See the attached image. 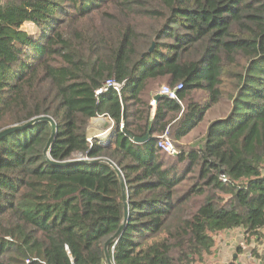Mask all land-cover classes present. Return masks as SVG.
<instances>
[{
  "label": "trees",
  "instance_id": "trees-1",
  "mask_svg": "<svg viewBox=\"0 0 264 264\" xmlns=\"http://www.w3.org/2000/svg\"><path fill=\"white\" fill-rule=\"evenodd\" d=\"M40 116L51 161L94 162L51 165L45 122L0 139V264H107L121 183L113 264L264 240V0H0V132ZM166 128L178 155L157 146Z\"/></svg>",
  "mask_w": 264,
  "mask_h": 264
},
{
  "label": "crops",
  "instance_id": "crops-1",
  "mask_svg": "<svg viewBox=\"0 0 264 264\" xmlns=\"http://www.w3.org/2000/svg\"><path fill=\"white\" fill-rule=\"evenodd\" d=\"M110 132V128L107 133ZM220 242L216 248L215 260L222 258V263L235 262V264H264V243L257 244L254 241L249 246L244 244L245 238L241 229L226 231L220 235ZM220 243L223 244L221 250ZM238 246H241L242 252L238 253ZM218 248V249H217Z\"/></svg>",
  "mask_w": 264,
  "mask_h": 264
},
{
  "label": "water",
  "instance_id": "water-1",
  "mask_svg": "<svg viewBox=\"0 0 264 264\" xmlns=\"http://www.w3.org/2000/svg\"><path fill=\"white\" fill-rule=\"evenodd\" d=\"M152 51V48L149 50V52ZM40 122H45V123H48L51 127V135L47 141V144L43 150V154L44 156L46 157L47 161L51 164V165H54V166H57V167H67V166H71V165H82V164H89V163H92L94 161L92 160H87V159H83V158H77V159H72V160H69V161H65V162H54V161H51L49 158H48V154H49V150L52 146V143L55 139V135H56V124L54 122V120L48 116H40V117H37V118H34L30 121H28L27 123L25 124H22V125H15V126H12V127H9V128H6L5 130L1 131L0 132V139H2L3 137H6L8 135H11L15 132H19V131H22L24 129H27L33 125H36ZM128 137L131 138L130 135L127 134ZM147 138H145L143 141H140L138 139H133V141L135 143H140V142H144L146 141ZM117 171V174H118V177H121L120 173ZM121 187L123 189V201H124V224L118 229V231L112 236L110 237L106 242H105V245H104V251H105V259H106V263L107 264H113L112 261H111V258L108 254V247L112 244L115 243V241L117 240V238L119 237L125 223L127 222V219H128V205H127V198H126V193H125V185L124 183H121Z\"/></svg>",
  "mask_w": 264,
  "mask_h": 264
},
{
  "label": "rangeland",
  "instance_id": "rangeland-1",
  "mask_svg": "<svg viewBox=\"0 0 264 264\" xmlns=\"http://www.w3.org/2000/svg\"><path fill=\"white\" fill-rule=\"evenodd\" d=\"M25 30H27L28 32L32 33L34 32V29L31 25H26L25 26ZM105 87H107V84L105 85ZM229 110V104L227 103V101H223L221 103H219L217 106H215L212 110H210L206 117H205V121L199 126L198 129H196L192 134H190L187 138H185L182 142H181V146H184V147H188V146H193V145H196V146H199L203 137H204V134H205V131L207 129V125L209 122H211L212 120H215L217 118H220V116H224L225 113ZM108 135V134H106ZM99 137H103L100 135H98ZM106 136H104L105 138ZM102 138V139H104ZM171 139V138H170ZM172 140V139H171ZM175 145V144H174ZM176 147V146H175ZM176 150H177V155L179 154V149L176 147ZM170 156V155H169ZM74 159H77V156H75ZM220 235L215 237V240H216V246H218V242H220ZM262 243H264V240H262ZM223 248V244L220 243V248ZM221 248V250H222ZM218 249V248H217ZM214 254L216 255V248L214 250ZM231 262H226V264H230ZM206 264H223L222 263V258L219 257V260H215L213 258V255L209 258V261L206 263Z\"/></svg>",
  "mask_w": 264,
  "mask_h": 264
},
{
  "label": "built area",
  "instance_id": "built-area-1",
  "mask_svg": "<svg viewBox=\"0 0 264 264\" xmlns=\"http://www.w3.org/2000/svg\"><path fill=\"white\" fill-rule=\"evenodd\" d=\"M110 85L113 86L112 83H107V86H110ZM180 88H181L180 86L177 87V89H180ZM159 95L166 96L169 99H175L176 98L175 90L170 89L168 87H163L161 89ZM150 105L154 106L155 102L151 101ZM106 134H107V132L101 134V136H103L102 138H104V136H106ZM157 146H158L159 149H161L167 155L174 156V155H177V153H178L177 150H176V147L174 145L173 140H171L170 137H169L168 128H166L162 132V134L159 136L158 141H157Z\"/></svg>",
  "mask_w": 264,
  "mask_h": 264
}]
</instances>
